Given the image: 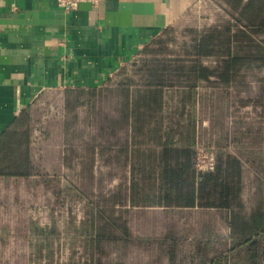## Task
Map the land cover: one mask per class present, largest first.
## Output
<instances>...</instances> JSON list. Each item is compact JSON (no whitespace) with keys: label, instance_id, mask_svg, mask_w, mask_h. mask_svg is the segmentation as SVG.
<instances>
[{"label":"trees","instance_id":"1","mask_svg":"<svg viewBox=\"0 0 264 264\" xmlns=\"http://www.w3.org/2000/svg\"><path fill=\"white\" fill-rule=\"evenodd\" d=\"M214 1L225 19L201 29L169 28L142 51L129 82L107 90L105 97L117 99L111 105L114 114L105 117L104 133L91 136L89 113L77 132L73 124L67 127L71 149L74 141L80 146L76 155L83 179L77 190L86 207L81 224L70 223L63 231L77 234L84 257L68 264H125L111 258L108 246L141 241L121 207L128 198L126 182L101 195V202L91 198V148L102 140L127 145L121 135L129 127L147 131L149 142L163 148L148 154L140 167L132 203L229 211L227 236L205 231L202 237L211 240L196 239L188 251L178 232L157 236L168 264H264V0ZM165 97H178V105L168 111ZM197 110L210 120L206 141L201 132L196 138ZM31 135L25 115L0 135V177L38 173ZM197 143L210 148L231 144L236 153L226 159L220 154L214 171L199 172L197 179L190 161ZM176 145L190 148H172ZM123 153L113 165L121 174ZM51 220L50 229L36 232L58 237L60 218L52 213ZM77 241L72 238V246Z\"/></svg>","mask_w":264,"mask_h":264},{"label":"crops","instance_id":"2","mask_svg":"<svg viewBox=\"0 0 264 264\" xmlns=\"http://www.w3.org/2000/svg\"><path fill=\"white\" fill-rule=\"evenodd\" d=\"M222 18L226 16L214 0H103L98 6L83 3L70 12L63 11L55 0H0V135L25 115L32 128V157L38 171L27 178L0 177V187L8 181L18 182L19 191L23 187L30 188L28 192L39 199L37 205L27 207L29 213L38 215H30L32 220L28 222L31 225H28L31 230L27 235L28 264H44L38 260L52 257L55 251L60 261L57 264L84 259L77 234L63 232L65 226L72 223L77 227L84 219H76L70 214L73 207L83 203L82 194L77 190V183L82 181L83 175L77 159L79 155H76L80 146L74 141L71 149V141L66 138V135L70 136L67 127L73 124L74 132H77L89 113L91 136L104 133L105 117L114 114L111 105L117 99L105 97V94L107 90L129 82L134 64L144 49L171 27L201 29ZM57 91L64 94L63 105L57 115L49 117L59 123L57 146L60 158L51 165V170L50 167L46 169L44 162L35 160V136L40 134L43 143L51 132L40 124V116L35 118L34 109L44 94ZM165 100L170 107L168 111L178 105V97H165ZM200 114L197 110L195 134L198 139L201 132L206 141L210 136V120ZM121 136L128 140L127 145H113L102 140L91 148L93 201L99 199L101 202V195H109L120 182H126L128 198L121 207L129 217L148 211L208 214L221 223H214L210 218L202 224L196 222L194 229L199 232L189 245L196 239L204 243L210 241L202 237L205 231L228 235L229 211L226 209L199 206L166 208L132 203L130 197L136 193L132 191V182L140 174V167L148 154L162 153L163 148L150 143L148 132L138 130V127H129ZM177 147L183 148L177 145L172 148ZM186 148L188 146L183 149ZM120 150L124 151L122 174L113 167ZM191 150L190 161L198 179L196 153L192 147ZM214 150L216 162L220 154L226 159V156L236 153L234 147L227 143ZM69 157H72L71 162ZM226 180L229 182V178ZM52 213L62 215L58 225L62 232L58 237L38 234V229L51 228ZM40 215H46L48 219L43 220ZM4 225L0 227V243L9 245L12 236H17L15 230L18 225L13 221ZM72 238L77 241L73 246ZM0 264L12 263L0 259Z\"/></svg>","mask_w":264,"mask_h":264},{"label":"rangeland","instance_id":"3","mask_svg":"<svg viewBox=\"0 0 264 264\" xmlns=\"http://www.w3.org/2000/svg\"><path fill=\"white\" fill-rule=\"evenodd\" d=\"M42 97L43 98L40 99L37 107L34 109V115L35 118L38 116L41 117L40 124L42 126L44 125L45 129L49 130L51 133H49L43 143L40 134L35 136L37 139L35 142L37 147H35L37 150V154L35 153V160L40 163L44 162L47 165L46 169H49L48 167H50L52 170L53 166L51 165L58 162L60 158L57 146L60 134L58 133V120L56 121L49 116L57 115L61 110V106L63 105L62 97H64V94L59 91L49 92ZM212 149L214 150L213 147ZM18 187V182L14 183L10 181L3 183L2 187H0V227H4L5 223L12 221L14 225L15 223L18 225L15 230L17 236H12L9 245L0 243V259L12 264H28L27 235L31 230L28 228V225L31 227L28 222L32 220V216L30 215H35L34 217H38V215L35 213H29L27 207L28 205L34 207L37 205L36 203L39 199H37L35 197L36 195L34 196L33 193L28 192V189L30 190V188L23 187L21 188L22 190L19 191ZM31 190L37 191L32 188ZM70 214L76 219L85 217L86 207L84 202L78 204L75 208L73 207ZM57 215L59 218L62 216L60 214ZM40 217H43V220H46V218L48 219V216L46 215H40ZM208 219L214 223H221V221L215 220V217L208 214L188 211H176L170 213L148 211L134 213L129 217V224L134 237L136 239L140 238L141 241H133L127 246H124L122 243H114L108 246V251H110L112 259H116L115 261H120L125 264H167V258L164 253H162V246H160L157 236L166 234L168 232L167 230H171L172 228V231L175 233L178 232L186 238L183 247L185 251H188L191 239L199 232L194 229L195 223L199 222L202 224V222H206ZM3 229L2 231L6 232ZM38 262L44 264H57L60 262L58 252L55 251L52 257L46 259L41 258Z\"/></svg>","mask_w":264,"mask_h":264},{"label":"built area","instance_id":"4","mask_svg":"<svg viewBox=\"0 0 264 264\" xmlns=\"http://www.w3.org/2000/svg\"><path fill=\"white\" fill-rule=\"evenodd\" d=\"M57 5L65 12H70L78 9L83 3H89L93 6H98L103 0H55ZM196 167L201 173L214 171L216 166V154L212 148L206 147L203 144L196 145Z\"/></svg>","mask_w":264,"mask_h":264}]
</instances>
